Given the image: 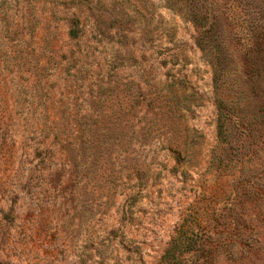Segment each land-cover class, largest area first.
I'll list each match as a JSON object with an SVG mask.
<instances>
[{"label": "rangeland", "instance_id": "obj_1", "mask_svg": "<svg viewBox=\"0 0 264 264\" xmlns=\"http://www.w3.org/2000/svg\"><path fill=\"white\" fill-rule=\"evenodd\" d=\"M0 264H264V0H0Z\"/></svg>", "mask_w": 264, "mask_h": 264}, {"label": "trees", "instance_id": "obj_2", "mask_svg": "<svg viewBox=\"0 0 264 264\" xmlns=\"http://www.w3.org/2000/svg\"><path fill=\"white\" fill-rule=\"evenodd\" d=\"M71 35H72V36H76V35H77L76 30L73 29V30L71 31ZM168 254H169V255L171 254V251H170V250L167 251L166 255H165L163 258H166V256H168Z\"/></svg>", "mask_w": 264, "mask_h": 264}]
</instances>
